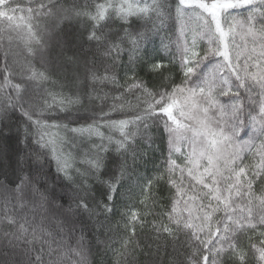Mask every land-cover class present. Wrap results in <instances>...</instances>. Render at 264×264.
<instances>
[{"label": "snow or ice", "instance_id": "6c2138e0", "mask_svg": "<svg viewBox=\"0 0 264 264\" xmlns=\"http://www.w3.org/2000/svg\"><path fill=\"white\" fill-rule=\"evenodd\" d=\"M50 5L51 0H36L35 6L29 7H21L18 0H0V44L4 33H9V45L13 41L12 32L22 39L29 59L16 74L25 81L49 79L44 71L35 68L32 59L38 58L45 69L55 62L62 70H70L80 62L79 53L68 55L71 45L67 41L58 42L55 57L51 55L42 26L52 15L55 6ZM245 6L247 15L243 21H237L233 11ZM93 9L90 11L83 6L69 11L92 22L88 39L96 47L85 64L93 84L92 92L101 103L108 96L102 86L118 85V81L110 67L103 66V71H99L97 55L113 64L125 52L130 63L142 59L138 53L148 34L139 29L130 31L131 17L158 20L159 24L154 23L153 27L159 29L166 15L174 12L181 22L195 21L196 34L206 39L208 47L201 55L195 50V38L191 46L187 41L177 43L183 73L178 84L150 88L143 78L131 77L127 90L140 94L137 101L142 103L138 112L113 119L114 113H121L126 107L122 95L113 96V101L120 102H114L108 111L101 108L97 115L90 117L91 123L74 127L45 119L44 113L54 107L64 110L80 103V98L57 94L60 95L58 103L56 96H52V103L44 100L42 106L35 105L26 98L28 88L9 79L13 74L8 63L9 56L14 55L11 48L0 51V65L5 73L0 84V119H10L9 113L19 112L26 122L25 141L31 138L36 145V150L26 154L24 159L27 170L19 167L17 179L12 182L15 186L5 183L0 192V224L18 225L15 232L3 233L6 250L0 251V264H65L66 261L86 264L89 244L82 217L95 218L93 227L97 232L108 227L105 221L116 211L115 201L123 187L125 158L129 154L136 158L137 136L146 135L150 124L156 122L162 124L169 135L168 182L176 186L177 198L167 213L168 223L157 225L154 222L153 230L157 239L162 233L171 239L177 255L180 249H188L183 259L178 262L173 259L172 264H249L250 260L264 264V231L259 232L257 242L248 235L255 233L258 227L264 229V193L257 196L253 191L254 181L264 175V140L254 165L244 163V148L226 151L228 144L255 147L243 139L242 133L243 136L251 133L253 138L259 133L258 138H264V0H175L174 6L164 0H101ZM114 20L123 22L119 31L106 32L105 28ZM237 25L252 39L253 47L246 52L235 43ZM180 33L183 35V26ZM146 66L149 73L171 79L164 76L163 60ZM23 71L28 75L24 76ZM97 85L101 86L100 90ZM101 129H107L109 134ZM62 132L100 141L89 145L82 153V163L86 165L83 170L73 166L74 158L65 151L71 141ZM3 135L4 129H0V136ZM180 145L187 149L182 153L183 167L171 159L173 152L181 151ZM109 146L120 157L115 171L109 170L106 155ZM51 163L55 164L54 179H50L47 172ZM176 171L181 173V185L186 173L190 187L200 186V192L182 193L177 181L171 178ZM150 188L151 181H148L142 186L141 195L147 197ZM97 190H100L99 196ZM181 202L184 209L178 212L175 205ZM190 204L195 205V211ZM25 209L27 211L18 218L16 212ZM216 213L222 215L214 220ZM138 225H144L141 215L130 212L125 224L126 235L121 239L124 252L118 255L136 251L128 245L133 243ZM21 244L27 247L21 248ZM154 251L159 256V244ZM20 253L26 257L23 262L18 259Z\"/></svg>", "mask_w": 264, "mask_h": 264}, {"label": "trees", "instance_id": "16d2710c", "mask_svg": "<svg viewBox=\"0 0 264 264\" xmlns=\"http://www.w3.org/2000/svg\"><path fill=\"white\" fill-rule=\"evenodd\" d=\"M21 7L35 6L36 0H18ZM101 2V0H51L50 6L53 7L52 15L47 17L42 26L46 30L45 38L49 41V50L51 55L55 57L57 44L60 41H67L71 45V49L68 55H72L73 52L79 53L80 62L85 65V71L79 70L80 62L76 65V69L62 70L55 62L50 63L47 69L42 68L38 58L32 59V64L39 71H44L45 75L49 77L45 81H25L21 79L20 73L29 59L26 48L22 39L17 37L16 32H12L13 41L9 45L7 36L9 33H4V41L0 44V51L3 48H11L14 55L9 56L8 63L12 68V75H9V79L13 83H21L28 88L27 97L37 105L42 106L44 100L52 103V96H56V103L59 102L60 95L70 96L75 99L77 96L80 98V103L70 105L64 110L53 108L51 111H45L44 118L56 121L59 123H68L70 127L76 126V124L91 123L90 117H94L103 108L104 111H108L109 107L115 102L113 96H121L126 102V107L121 113H114L113 119H122L126 116L132 115L138 112L141 107V103L137 101V96L140 94L134 91H128V84L131 83V77L136 76L143 78L150 88H159L161 85L168 86L171 84L180 83L183 78V73L180 69L179 52L177 50V43L180 41H187L189 46L193 39H196V51L203 55L204 51L208 47L206 39L196 34L195 21H189L187 19L181 22L175 17L174 12L170 15H166L163 26L159 29H155L153 24H159V21H149L147 19H140L138 17H131L128 21L130 25V31L139 29L140 31L148 34V39L144 42V45L138 55L142 58L130 63L129 55L127 52L117 60L115 64L107 58H102L97 55V68L99 71H103V66H108L115 73L118 85L107 84L102 86V91L107 93V99L101 103L95 98V93L92 92L93 84L88 77L85 60L91 58L92 51L95 50V44L88 39L89 31L91 29V21L85 16H74L70 14L71 9L81 8L87 6L88 10H94L93 5ZM167 5H173L175 0H164ZM65 11V12H63ZM247 6L244 8L234 10L233 15L237 21H243L247 15ZM64 14L71 16L73 19L64 21L60 26L58 32H54L52 29L55 25L53 18ZM59 18V17H58ZM259 20V17H257ZM123 22L114 20L111 25L105 28L106 32L115 33L119 31ZM183 26V35L180 33V29ZM259 26V25H258ZM235 43L240 46L242 52H246L253 47L252 39L249 36L243 34V30L239 25L236 27ZM164 45L168 47L165 48ZM87 49L88 53H83ZM243 60V56L241 57ZM155 60H163L166 69H162L164 76H170V80L163 79L161 76L155 73H149L147 70V64ZM15 61V63L13 62ZM208 64V61L204 62ZM133 69L134 71H130ZM211 70V66L209 67ZM255 71V69H251ZM60 72L59 75L57 72ZM79 75L82 77L81 84L77 83L78 79L73 75ZM3 66L0 65V84L4 79ZM23 75L27 76L28 73L23 71ZM73 75V76H72ZM82 75V76H81ZM76 83V85H75ZM76 86V87H75ZM97 90L101 89V86L97 85ZM91 93V95H88ZM51 94V95H50ZM60 94V95H57ZM127 105H130L128 107ZM10 119H0V129H4L5 135L0 136V192H2L3 184L7 183L10 187H14V181L17 179L19 167H25L24 159L26 154H30L36 150V145L32 142L31 138L25 141L23 128L26 125L24 117L19 112L9 113ZM55 131V130H54ZM105 134H109L107 129H101ZM66 135L71 143L65 146V151L70 152L74 158V167H80L82 170L86 165L82 163L84 151H87V147L93 143H99L100 141L95 138H81L79 136H73L72 133H61ZM114 136H118V133L112 132ZM244 140L249 141V145L254 144V148H249L244 145H226V151H233L236 148H244L242 156L244 157V163L254 165L258 162V153L260 145L264 138H258L259 133L256 134L257 138H253L250 133L249 136H243ZM72 145L76 147L73 148ZM136 148V158L133 159L131 154L126 157V174L123 177L121 183L123 187L120 190V195L117 197L116 211L110 214L108 220L105 223L107 228L101 229L97 232L93 224L95 218L89 220L85 215L82 217V222L85 226L86 241L89 244L87 251L86 264H172L173 259L177 262L183 259V254L188 251L187 248L180 249V255L173 250L174 244L166 234H161L157 239L153 230V223L157 225L160 223H168L167 213L171 211L174 200L176 197V186H173L168 182L169 176L167 174V163L169 160V135L164 130L163 125L156 122L151 123L146 135H138ZM180 152H173L171 159L176 160V163L183 167L184 157L182 153H185L187 149L180 145ZM109 158V170L115 171L120 157L114 153L109 146V153L106 154ZM19 162V166H18ZM50 179L55 178V164L51 163L47 168ZM181 173L176 171L172 175V179L177 181V186L182 188V193L193 195L200 192V186L195 188L190 187V178L184 175L183 184L180 183ZM243 179V177L241 178ZM151 181V188L149 189L148 196L141 195L142 186ZM194 183V182H192ZM253 191L259 196L264 193V175H260L253 183ZM96 195H100V190H97ZM143 201V203H141ZM254 203H259L255 201ZM178 212L183 211L184 204L175 205ZM190 208L195 211V205L190 204ZM25 210H18L16 216L19 218L23 215ZM130 212H136L141 215L144 225L143 227L137 226L136 237L133 239V243L128 245L129 249L136 248V251H128L124 256L118 255V252H124L121 247V239L126 235L125 224ZM187 215V213H184ZM222 213H216L213 216L215 220L217 216ZM100 219H103L102 217ZM27 226V225H26ZM18 225H9L7 223L0 224V251L5 249L6 238L3 236L4 232H15ZM264 231L262 228H257L255 233L249 232L248 235L252 237L253 242H257L259 232ZM102 233V234H101ZM80 235L79 232L76 233ZM184 237L181 235V240ZM243 239V238H242ZM73 246L74 241L72 242ZM157 244L161 247L159 256L155 253L154 249ZM27 247V245L21 244V248ZM166 249V251H165ZM20 261L26 260L23 253L18 256ZM76 259L75 256L72 257ZM65 264H68L66 261ZM230 264V262H229ZM249 264H254L253 261H249Z\"/></svg>", "mask_w": 264, "mask_h": 264}, {"label": "rangeland", "instance_id": "374dc122", "mask_svg": "<svg viewBox=\"0 0 264 264\" xmlns=\"http://www.w3.org/2000/svg\"><path fill=\"white\" fill-rule=\"evenodd\" d=\"M63 12H65V11H63ZM59 17V18H58ZM73 18L71 17V16H66V15H64V14H62L61 13V15H59V16H57V17H55V18H53V20H54V23H55V25H54V27H53V31L54 32H58V30H59V26L64 22V21H68V20H72ZM88 50L87 49H85L84 50V52H82V54L83 53H88L87 52ZM77 67L75 66L74 67V70L76 69ZM85 65L83 64V62L81 63L80 62V68H79V70H83V73H84V71H85ZM59 71L57 72V74L59 75ZM74 73H76L75 71H73V75H75ZM77 74V73H76ZM72 75V76H73ZM82 76V75H81ZM75 78L76 79H78V81H77V83L79 84V82H80V84H81V80L83 79L82 77H79V75H75ZM75 85H76V83H75ZM76 87V86H75ZM72 147L73 148H75L76 146L75 145H72Z\"/></svg>", "mask_w": 264, "mask_h": 264}]
</instances>
